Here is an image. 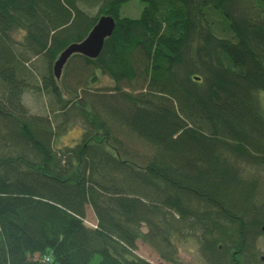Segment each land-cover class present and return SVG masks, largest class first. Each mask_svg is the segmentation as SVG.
Returning a JSON list of instances; mask_svg holds the SVG:
<instances>
[{
    "label": "trees",
    "instance_id": "obj_1",
    "mask_svg": "<svg viewBox=\"0 0 264 264\" xmlns=\"http://www.w3.org/2000/svg\"><path fill=\"white\" fill-rule=\"evenodd\" d=\"M127 1L0 0V264H153L140 239L181 264L168 254L190 237L206 264H264V0H141L137 18ZM102 14L103 51L72 54L59 84L54 61ZM21 52L50 63L33 89L58 123L25 106Z\"/></svg>",
    "mask_w": 264,
    "mask_h": 264
},
{
    "label": "rangeland",
    "instance_id": "obj_2",
    "mask_svg": "<svg viewBox=\"0 0 264 264\" xmlns=\"http://www.w3.org/2000/svg\"><path fill=\"white\" fill-rule=\"evenodd\" d=\"M146 4L145 2L141 0H131L123 3V7L121 10L122 16H130L131 18H137L140 17L142 10L145 8ZM24 33L21 31L15 32L11 34L12 39H15L17 42H21L23 39ZM17 52L22 50L21 46H18ZM20 53V52H19ZM21 54L27 56V60L22 61L23 64H21V67L19 68L18 72L20 76L25 77V81L27 84H29L26 89L24 90V96H23V102L25 106H27L31 113L40 114V115H49L53 117L54 121L58 123L62 120L59 116H56L57 109H58V103L57 99L52 97L50 94H48L47 91H44L41 89L40 92H36L35 88H38L42 86L41 83H43V78L47 74L46 71L48 70V67L50 63L45 59L44 55L40 56H34L33 54L24 53L21 52ZM53 68V66H52ZM67 69H65L66 72ZM53 72V71H52ZM64 72V67L62 69V76L64 75V83L67 84L69 88L70 86V79L69 76H66ZM94 74H91V72L87 73L86 80L89 81L88 83V89L93 90L94 92H107L108 89L112 88L113 86V80L108 75H102L99 71L96 72V79H93ZM98 75V76H97ZM61 76V78H62ZM61 78L56 79L58 80L59 84L61 83ZM68 79V80H67ZM69 81V82H68ZM72 83V82H71ZM72 89V88H71ZM102 89V90H101ZM260 98V104L262 105V108L264 110V91H261L259 93ZM67 96V95H66ZM68 116H70V121L72 118L74 119V122H70L67 124V127L65 128V132L63 135V141L68 143H73L76 141V139H79L81 137L82 128L78 123L75 121V118H78L81 124L84 123L82 117L80 116H74V110L68 109ZM84 125V124H83ZM260 176L264 178V172L260 173ZM87 220L89 225L96 224V220L94 217V212L90 208L88 211ZM146 231V226L143 227ZM191 235V234H190ZM194 236V235H192ZM138 247L136 250V253L139 257L143 258L144 260H148L149 262L153 264H174L170 262L169 260L163 259L161 256V253L157 249H153L150 244L147 242H144L142 239L138 240L137 242ZM257 246L258 251L263 254L264 253V236L262 235L257 240ZM177 248L178 251L169 253L168 255L174 257V253L177 254V260L180 261L181 264H206L205 257L202 255L201 251V242L199 241V238L193 237L188 238L186 241L179 240L177 241ZM260 254V255H261ZM176 259V258H175ZM97 258L95 259V261Z\"/></svg>",
    "mask_w": 264,
    "mask_h": 264
},
{
    "label": "water",
    "instance_id": "obj_3",
    "mask_svg": "<svg viewBox=\"0 0 264 264\" xmlns=\"http://www.w3.org/2000/svg\"><path fill=\"white\" fill-rule=\"evenodd\" d=\"M115 25L116 19L114 16L102 14L92 27V30L81 42H73L62 50L59 57L54 61L53 72L55 78H61L62 69L72 54H84L92 59L98 57L103 51L105 40L113 34L116 28ZM261 231L264 233V224L261 227ZM261 260L264 262V254L261 256Z\"/></svg>",
    "mask_w": 264,
    "mask_h": 264
},
{
    "label": "flooded vegetation",
    "instance_id": "obj_4",
    "mask_svg": "<svg viewBox=\"0 0 264 264\" xmlns=\"http://www.w3.org/2000/svg\"><path fill=\"white\" fill-rule=\"evenodd\" d=\"M263 254H264V253H263ZM263 254H261V256H262Z\"/></svg>",
    "mask_w": 264,
    "mask_h": 264
}]
</instances>
